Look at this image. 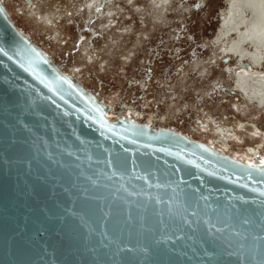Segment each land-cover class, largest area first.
Returning a JSON list of instances; mask_svg holds the SVG:
<instances>
[{"label": "water", "instance_id": "obj_1", "mask_svg": "<svg viewBox=\"0 0 264 264\" xmlns=\"http://www.w3.org/2000/svg\"><path fill=\"white\" fill-rule=\"evenodd\" d=\"M53 66L0 9V264H264V168L109 121Z\"/></svg>", "mask_w": 264, "mask_h": 264}, {"label": "rangeland", "instance_id": "obj_2", "mask_svg": "<svg viewBox=\"0 0 264 264\" xmlns=\"http://www.w3.org/2000/svg\"><path fill=\"white\" fill-rule=\"evenodd\" d=\"M2 1L21 35L106 106L110 121L167 128L246 164L248 146L263 143L264 153V111L228 94L231 80L212 43L226 0H111L91 19L85 0ZM252 124L262 132L252 133ZM216 129L232 135L228 146L216 142Z\"/></svg>", "mask_w": 264, "mask_h": 264}, {"label": "bare ground", "instance_id": "obj_3", "mask_svg": "<svg viewBox=\"0 0 264 264\" xmlns=\"http://www.w3.org/2000/svg\"><path fill=\"white\" fill-rule=\"evenodd\" d=\"M168 1L169 0H155L158 6H163ZM200 1L205 2V0ZM109 2H111V0H85V5H81V8L83 10H86L88 18L91 19L92 17L97 15V13L105 12H102V9L104 8V6H106L107 9ZM0 9L7 16V13L2 4H0ZM45 17L47 20H49V17ZM219 22L220 27L212 43L217 46L223 56L226 54L230 56L231 59L235 60L234 67H232V65L228 63L231 59L228 62H223L225 65V72L229 80H231V87L235 91L233 95H236L237 93L240 94L245 102H250L264 111V0H226L225 8L221 11ZM15 27L16 26H14V28ZM15 29L21 34V32L17 28ZM30 42L33 47L37 48L36 45L32 43L31 39ZM220 58L222 60V57ZM243 60H246L248 62L247 67L240 66V61ZM64 74L66 75V73ZM66 76L72 79L70 76ZM220 90L222 89L220 88ZM225 90H227V88L222 91ZM228 94L232 93L228 91ZM91 98L93 101H95L93 97ZM98 105L102 109L104 116L106 117V111L108 110V108H106V106L104 105ZM123 120L125 123L131 122L125 119ZM196 121L200 127H203L205 125L207 126L206 123L202 122L199 119H197ZM139 125H142L143 127H146L153 131L150 127L146 126V124ZM244 126L245 125L241 122L239 123L238 128L240 129V127ZM251 127L252 128L250 130L252 131V133L256 134V132H258L259 134L260 132H262V130L256 124H252ZM163 129L167 128H162L161 130ZM157 131L155 130L153 132ZM219 131L220 132H218L217 129L216 132L214 131L217 135V141H215L222 144L223 146H228V139L232 135L226 134L224 129H221ZM173 132L175 133V131ZM261 135L262 139H264L263 132L261 133ZM182 136L187 138L188 140H192L185 135ZM262 144L260 143V145L258 144L245 148V155L248 157L247 161L250 165L264 168V153L262 150ZM209 149L213 151L212 147H210ZM213 153L218 154L216 151H213ZM218 155H220L221 157H227L222 156L221 153Z\"/></svg>", "mask_w": 264, "mask_h": 264}]
</instances>
